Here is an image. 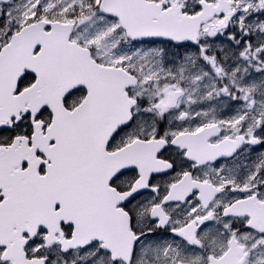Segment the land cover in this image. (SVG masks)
Segmentation results:
<instances>
[{
    "label": "snow or ice",
    "instance_id": "snow-or-ice-1",
    "mask_svg": "<svg viewBox=\"0 0 264 264\" xmlns=\"http://www.w3.org/2000/svg\"><path fill=\"white\" fill-rule=\"evenodd\" d=\"M0 264H264V0H0Z\"/></svg>",
    "mask_w": 264,
    "mask_h": 264
}]
</instances>
